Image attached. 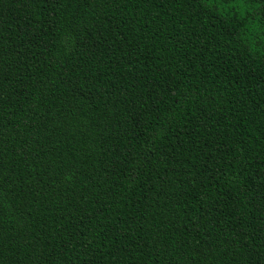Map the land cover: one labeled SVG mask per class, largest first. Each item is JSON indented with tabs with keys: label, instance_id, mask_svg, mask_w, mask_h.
Returning a JSON list of instances; mask_svg holds the SVG:
<instances>
[{
	"label": "trees",
	"instance_id": "trees-1",
	"mask_svg": "<svg viewBox=\"0 0 264 264\" xmlns=\"http://www.w3.org/2000/svg\"><path fill=\"white\" fill-rule=\"evenodd\" d=\"M0 264H264V0H0Z\"/></svg>",
	"mask_w": 264,
	"mask_h": 264
}]
</instances>
